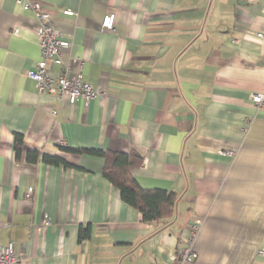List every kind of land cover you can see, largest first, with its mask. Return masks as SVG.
<instances>
[{"label": "crops", "instance_id": "1", "mask_svg": "<svg viewBox=\"0 0 264 264\" xmlns=\"http://www.w3.org/2000/svg\"><path fill=\"white\" fill-rule=\"evenodd\" d=\"M34 1L99 95L72 105L34 93L38 22L0 0V245L13 243L18 264H174L200 219L190 264H264V110L251 102L264 92V0ZM15 133L74 166L16 159ZM61 145L138 152L134 178L174 192L172 215L144 223L101 157Z\"/></svg>", "mask_w": 264, "mask_h": 264}, {"label": "built area", "instance_id": "2", "mask_svg": "<svg viewBox=\"0 0 264 264\" xmlns=\"http://www.w3.org/2000/svg\"><path fill=\"white\" fill-rule=\"evenodd\" d=\"M16 4L24 10L32 11L38 22L36 31L37 44L39 48V59L33 68L26 72V77L34 85L32 91L36 94L47 93L55 95L58 99H64L68 104H74L79 99L88 102L99 95V91L94 89L88 82L84 81L81 73L83 60L73 57L66 59L67 51L71 43L57 29L49 24V14L42 9V4L34 0H15ZM63 15L74 16L75 12L63 10ZM115 14L107 12L101 20V30L109 31L114 28ZM256 37H262L257 33ZM52 66L58 69L57 73H52ZM251 102L257 110H264V92H256L251 95ZM56 115V111H52ZM30 192L26 194L29 200ZM50 218L44 214L38 229L49 226ZM201 224L200 219H195L192 224V235L186 242V245L177 249L172 258L174 264H190L196 258V252L193 248L194 236ZM19 256L16 255L13 243L0 245V264H18Z\"/></svg>", "mask_w": 264, "mask_h": 264}, {"label": "trees", "instance_id": "3", "mask_svg": "<svg viewBox=\"0 0 264 264\" xmlns=\"http://www.w3.org/2000/svg\"><path fill=\"white\" fill-rule=\"evenodd\" d=\"M16 159L25 150L22 135L14 134ZM58 150L62 154L93 155L103 159L102 175L119 191L120 199L136 209L144 223H156L168 218L174 211L176 194L160 188L146 189L140 186L133 176V170L141 165L142 156L136 151L119 152L90 148H74L61 145ZM28 159L40 158L42 162L55 166L71 167L61 154L40 153L37 150H25ZM89 228L79 229V240L89 236Z\"/></svg>", "mask_w": 264, "mask_h": 264}]
</instances>
